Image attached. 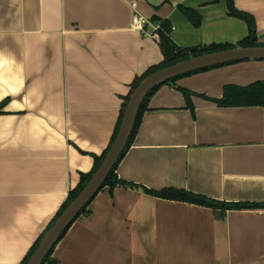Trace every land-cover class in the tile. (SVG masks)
Wrapping results in <instances>:
<instances>
[{
	"label": "crops",
	"instance_id": "0c3cea01",
	"mask_svg": "<svg viewBox=\"0 0 264 264\" xmlns=\"http://www.w3.org/2000/svg\"><path fill=\"white\" fill-rule=\"evenodd\" d=\"M264 44V0H233ZM135 2V8L131 4ZM202 16L194 28L178 7ZM137 12L149 23L130 28ZM180 47L237 45L247 24L225 0H0V264H21L68 192L110 144L133 80L162 60L151 18ZM264 79L240 60L161 85L117 177L264 205V106L220 107L227 84ZM182 87L190 90L193 113ZM52 251L60 264H264V207L229 210L128 186L100 190Z\"/></svg>",
	"mask_w": 264,
	"mask_h": 264
},
{
	"label": "trees",
	"instance_id": "16d2710c",
	"mask_svg": "<svg viewBox=\"0 0 264 264\" xmlns=\"http://www.w3.org/2000/svg\"><path fill=\"white\" fill-rule=\"evenodd\" d=\"M217 1V0H215ZM226 2V7H227V15L231 17H235L238 19L243 20L247 24L248 28V33L247 35L238 42L237 45H233L230 43H211L208 45H199L195 47H180L178 46L171 38L170 33L172 30V26L169 21L167 20H162L157 17L151 18L153 22H158L159 23V28L157 29V35H158V43L160 46L161 54H162V60L160 61L159 64L151 66L148 68L141 76L136 77L133 82L130 84V90L128 94L124 97L122 106H121V111L120 115L118 118L117 125L114 129L112 138L110 140V144L108 147L105 149V151L100 155V156H95L94 157V164L92 169L87 172V173H82L80 174L79 182L77 185L72 188L68 194L67 197L64 201V203L60 206L58 211L56 212L55 216L52 218L44 232L53 224V222L57 219V217L64 211V209L69 205V203L79 194V192L82 190V188L86 185V183L90 180L96 169L99 167L102 159L104 158L105 154L107 153L110 145L112 144L113 140L115 139V136L118 132L122 116L124 114L127 102L129 100V97L133 90L137 87V85L141 82L143 78H145L147 75L150 73L166 66H170L176 62L182 61L184 59H187L192 56H197L205 53H210V52H215L219 50H224V49H229L233 48L235 46H242V47H252V46H263L264 44L258 43L257 42V36H256V31H255V22L254 19L251 15L239 11L235 5L233 0H225ZM180 13L188 20V22L194 27L198 28L201 24L202 16L197 11L196 9L189 8V7H184V6H179L178 7ZM240 61V60H238ZM238 61H230V62H225L213 66H208L204 68H199L196 70H193L191 72L185 73L178 75L176 77L170 78L166 80L165 82L155 85L153 88H151L144 98L142 99L134 122L132 129L130 131V134L128 136V139L122 149V151L119 154V157L117 161L114 163L113 167L111 168L108 176L102 183L100 190H102L104 187L108 186L110 189H113L115 186H128V187H136L140 188L143 190V192L156 196L162 199L166 200H174V201H180V202H186L198 206H204L211 208L214 212H217L219 217L223 218L225 213L229 210H241V209H249V208H259V207H264L262 204H257V203H243V202H226V201H220L216 200L213 198H210L205 195H201L198 193H194L189 190L185 189H177V188H163L161 190H153L146 188L141 185H136L132 183H128L125 181L120 180L117 175H116V166L119 162V160L123 157L127 149L129 148L130 144L133 141V138L135 136V133L138 129L141 117L143 112L147 109V101L149 98L152 96V94L163 84L167 83H172L184 76H188L191 74H195L201 71H205L211 68H215L218 66L238 62ZM177 90H179L185 100V106L188 108L191 113H193V106H192V96L195 95L192 93L190 90L182 88V87H177ZM197 96H200L206 100H209L211 102H214L217 106L220 107H248V106H264V79L263 80H257L254 81L248 85L245 86H238L234 84H227L223 87V92L222 96L219 99H211L206 97L205 95L201 94H196ZM98 191V192H99ZM97 192V193H98ZM96 193V194H97ZM95 194V195H96ZM94 195V196H95ZM94 196L88 201L82 209L78 212L76 218L80 216L81 214L87 213V207L90 204L91 200L94 198ZM75 218V219H76ZM72 224V223H71ZM70 226V225H69ZM69 226L63 230L61 235L59 236L58 241L63 237ZM44 232L41 234L39 239L36 241L32 249L29 251V253L26 255L25 259L22 261L21 264H25L27 260L30 258V256L33 254L35 249L38 247V244L40 242L41 237L43 236ZM57 241V242H58ZM57 242L51 247V249L48 251L46 254L42 264H60L57 260L52 258V251L54 246L57 244Z\"/></svg>",
	"mask_w": 264,
	"mask_h": 264
},
{
	"label": "water",
	"instance_id": "95a60500",
	"mask_svg": "<svg viewBox=\"0 0 264 264\" xmlns=\"http://www.w3.org/2000/svg\"><path fill=\"white\" fill-rule=\"evenodd\" d=\"M251 59H264V45L252 47L235 46L229 49L192 56L170 66L162 67L143 78L129 97L118 132L99 167L79 194L44 232L38 247L25 264H42L46 254L58 241L63 230L71 225L82 207L99 191L128 139L142 99L151 88L170 78L199 68L230 61Z\"/></svg>",
	"mask_w": 264,
	"mask_h": 264
},
{
	"label": "built area",
	"instance_id": "2783aa9c",
	"mask_svg": "<svg viewBox=\"0 0 264 264\" xmlns=\"http://www.w3.org/2000/svg\"><path fill=\"white\" fill-rule=\"evenodd\" d=\"M135 2H133L131 4L132 8H135ZM149 23L148 18H146L145 16L134 12L132 14L131 20H130V28L134 29V30H138L140 32H143L144 27ZM159 28V24L156 27V34H157V29Z\"/></svg>",
	"mask_w": 264,
	"mask_h": 264
}]
</instances>
